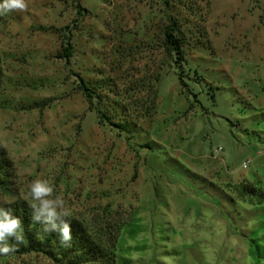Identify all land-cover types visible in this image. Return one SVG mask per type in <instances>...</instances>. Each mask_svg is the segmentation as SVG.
<instances>
[{"label": "rangeland", "instance_id": "obj_1", "mask_svg": "<svg viewBox=\"0 0 264 264\" xmlns=\"http://www.w3.org/2000/svg\"><path fill=\"white\" fill-rule=\"evenodd\" d=\"M157 1L80 0L81 18L75 0H27L0 15V140L17 175L0 201H29L32 181L48 180L119 264H264V198L238 188L264 194V0H196L186 28L206 35L180 68ZM65 27L69 59L54 30ZM102 78L135 115L158 87L155 116L130 135L102 126L80 89Z\"/></svg>", "mask_w": 264, "mask_h": 264}, {"label": "trees", "instance_id": "obj_2", "mask_svg": "<svg viewBox=\"0 0 264 264\" xmlns=\"http://www.w3.org/2000/svg\"><path fill=\"white\" fill-rule=\"evenodd\" d=\"M195 2L196 0H162L159 7L163 18L160 26L161 44L166 55L173 60L174 66L177 68L182 67L187 62L188 51L193 38L196 37L198 41H201L206 35L201 26H195L197 28L195 33L189 32L186 28V25L193 22L188 18L189 15L194 19L198 18L195 12ZM155 3L158 5L159 2L155 0ZM75 10L77 16L81 18L89 12L82 7L80 0H75ZM50 29L46 28L45 30ZM54 30L64 33L67 40L64 45V58H71L73 56L71 44L73 29L65 27ZM3 76V54L0 47V82ZM178 77L181 85L186 86L182 72L178 73ZM160 78L161 75H157L156 84ZM149 88L152 90L149 99L142 105L141 112L135 115L129 113V107L127 108L122 102L114 80L102 78L95 82L85 79L80 81V89L87 98L90 108L95 110L99 123L102 126L109 125L120 134L125 133L127 135H130L133 128L139 126L141 121L151 120L157 113L159 90L155 85L149 86ZM16 177L15 164L0 140V194L12 197ZM238 188L244 195H259L260 198H264L262 190L248 186ZM0 207L9 209L14 216L21 219L25 236L24 244L19 245L17 250L10 255L0 256V260L36 254L43 255L56 264H119L115 245L107 242L101 236L95 235L83 221L71 215L67 219L72 226V246L62 247L59 244L57 233H47L43 239L37 238L42 226L32 222V209L29 207V201L24 199L0 201ZM10 243L12 242L10 241Z\"/></svg>", "mask_w": 264, "mask_h": 264}, {"label": "clouds", "instance_id": "obj_3", "mask_svg": "<svg viewBox=\"0 0 264 264\" xmlns=\"http://www.w3.org/2000/svg\"><path fill=\"white\" fill-rule=\"evenodd\" d=\"M27 0H2L0 15L10 12H24ZM54 186L46 179H36L29 185V207L32 209V222L42 226L37 234L43 239L47 233H57L62 247L72 246V226L67 219L71 213L62 195H55ZM10 241L12 243H10ZM25 243L22 221L9 209L0 207V256H8Z\"/></svg>", "mask_w": 264, "mask_h": 264}]
</instances>
